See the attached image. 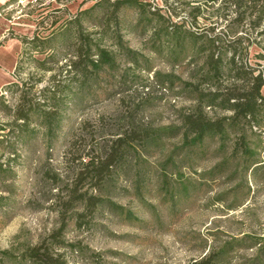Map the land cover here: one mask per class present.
<instances>
[{
  "label": "rangeland",
  "instance_id": "1",
  "mask_svg": "<svg viewBox=\"0 0 264 264\" xmlns=\"http://www.w3.org/2000/svg\"><path fill=\"white\" fill-rule=\"evenodd\" d=\"M106 1L115 0H7L1 7L0 249L9 248L17 235L36 243L52 230L55 215L45 202L49 185L42 181L40 172L42 166L64 171L66 149L84 121L115 117L119 98H148V108L138 119L155 125L172 122L174 109L189 105L153 82L154 71H173L186 79V64L173 69L148 49L150 33L136 25L133 10L126 9L115 21L106 23L110 10ZM141 1L196 33L214 26L218 32L223 27L220 0ZM193 8L200 12L195 23L188 16ZM262 29L248 32L259 44L250 49L251 64L264 65L255 57L264 48V36L257 35ZM78 31L109 50H115L113 36L120 34L127 47L150 58L153 72L127 69L124 80L121 72L115 78L106 74L98 87L74 98L67 65L81 44L76 39ZM34 39L36 49L26 44ZM125 66L121 65L120 71ZM42 110L57 114L61 120L60 129L53 135L46 133ZM18 112L25 120H16ZM261 159L264 161V153ZM213 163L209 154L200 169ZM184 173L197 179L189 170ZM198 184L175 204L163 202L153 187L145 191L143 202L130 196L123 198L122 204L135 220L128 223L103 215L90 231H73L69 239L79 241L82 252L68 254L69 264H192L215 240L242 233L264 238V168L245 179L236 175ZM242 254L252 253L239 252Z\"/></svg>",
  "mask_w": 264,
  "mask_h": 264
},
{
  "label": "trees",
  "instance_id": "2",
  "mask_svg": "<svg viewBox=\"0 0 264 264\" xmlns=\"http://www.w3.org/2000/svg\"><path fill=\"white\" fill-rule=\"evenodd\" d=\"M106 3L110 9L106 23L126 9L133 10L136 25L150 33L148 49L173 69L186 64L187 77L153 72L150 58L127 47L120 34H114L116 47L109 50L78 31L81 44L67 65L73 97L98 87L106 74L115 78L121 72L122 79L132 69L153 72L156 86L189 105L174 109L172 122L155 125L138 119L148 108V98H119L115 117L84 121L66 149L64 171L42 166L40 172L49 185L45 202L55 215L52 230L36 243L17 235L9 248L0 249V264H69L68 254L82 252L80 242L69 239L73 231H90L103 215L128 223L135 220L121 202L125 197L143 202L145 191L153 187L163 202L175 204L198 183L236 175L245 179L264 168V65L251 64L250 49L259 44L248 34L263 28L257 35L264 36V0H220L223 27L201 33L173 23L141 0ZM199 14L198 8L188 11L193 23ZM26 44L38 47L35 39ZM262 49L255 56L260 61H264ZM123 64L126 68L120 71ZM42 111L47 135L55 134L61 120ZM16 120L25 116L18 112ZM209 154L214 163L201 170L200 163ZM242 251L252 254L239 255ZM192 264H264V238L242 233L215 240Z\"/></svg>",
  "mask_w": 264,
  "mask_h": 264
},
{
  "label": "crops",
  "instance_id": "3",
  "mask_svg": "<svg viewBox=\"0 0 264 264\" xmlns=\"http://www.w3.org/2000/svg\"><path fill=\"white\" fill-rule=\"evenodd\" d=\"M7 0H0V11H2V5H4V3H6Z\"/></svg>",
  "mask_w": 264,
  "mask_h": 264
}]
</instances>
